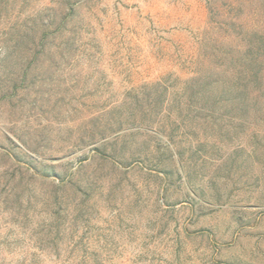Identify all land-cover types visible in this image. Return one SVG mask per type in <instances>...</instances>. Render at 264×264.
<instances>
[{"label": "rangeland", "instance_id": "1", "mask_svg": "<svg viewBox=\"0 0 264 264\" xmlns=\"http://www.w3.org/2000/svg\"><path fill=\"white\" fill-rule=\"evenodd\" d=\"M0 264H264V0H0Z\"/></svg>", "mask_w": 264, "mask_h": 264}]
</instances>
